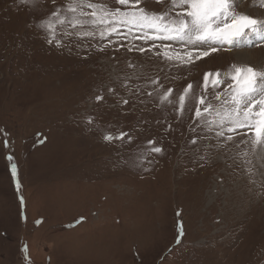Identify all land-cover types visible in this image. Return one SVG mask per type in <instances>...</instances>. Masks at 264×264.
I'll return each instance as SVG.
<instances>
[{
  "label": "rangeland",
  "instance_id": "obj_1",
  "mask_svg": "<svg viewBox=\"0 0 264 264\" xmlns=\"http://www.w3.org/2000/svg\"><path fill=\"white\" fill-rule=\"evenodd\" d=\"M167 3L141 6L162 12ZM235 4L264 16L261 0ZM33 23L30 9L0 0V264H264V165L239 143L242 136L207 147L215 140L196 131L214 134L193 131L185 114L179 120L172 106L155 102L157 84L147 85L160 75L175 88V101L205 70L264 68V40L237 38L187 66H171L157 49L141 55L120 48L113 60L116 45L102 53L92 48L83 59L78 45L105 42L73 36L59 49ZM244 49L257 60L237 63ZM108 87L129 104L118 106ZM101 90L105 100L96 104ZM120 131L133 135L131 144L127 137L103 141ZM192 138L200 140L193 145ZM150 139L164 151L150 154Z\"/></svg>",
  "mask_w": 264,
  "mask_h": 264
},
{
  "label": "snow or ice",
  "instance_id": "obj_2",
  "mask_svg": "<svg viewBox=\"0 0 264 264\" xmlns=\"http://www.w3.org/2000/svg\"><path fill=\"white\" fill-rule=\"evenodd\" d=\"M18 8L30 9L33 13V28L43 36L49 46L59 49L67 47L64 38L76 37L80 41H103L90 47L84 43L78 47L84 49L83 59H87L92 48L97 52L116 45L115 52L124 48L129 53L141 55L155 51V55L171 66H187L212 52L218 51L216 45L231 46L237 38L254 36L264 40V16H255L238 11L235 0H168L165 10L155 12L147 6H141L144 0H14ZM51 8H47L48 4ZM161 4L163 0H155ZM121 7H112L111 5ZM264 5V0H261ZM41 9H47L41 11ZM127 9V10H124ZM68 25L74 31L64 29ZM178 41L191 46L190 49L179 51L170 45L155 44V41ZM127 41L128 43H120ZM136 41H143L138 44ZM152 41L151 45L148 42ZM148 45V46H146ZM127 67L137 66L128 62ZM119 78V77H118ZM128 79H131L129 76ZM126 82V81H125ZM152 85L159 84V77L150 79ZM209 85L212 91L209 92ZM163 87V85H161ZM201 94L196 95L193 84L189 83L178 94V114H192L194 122L202 131L213 133V136H201L200 139L215 140L207 147L218 149L222 141H233L235 137L245 139L239 143L248 144L258 165H264V68L252 66H232V70L221 77L220 72L205 73ZM108 95L116 97L117 105H128L129 100L120 96L115 88H107ZM173 89L167 88L159 97L160 105L174 106ZM147 95L152 96V92ZM105 100L103 90L94 96V102L99 104ZM158 105V106H160ZM94 118L87 117L86 123L93 124ZM160 123V121H157ZM171 128V125H168ZM196 129L193 128V131ZM132 143L134 137L127 131L105 134V142L114 140ZM191 143L195 145L196 139ZM239 143L237 146H239ZM7 144V142H6ZM150 154H160L164 151L155 139L147 141ZM205 160V156H199ZM145 159L139 158L143 164ZM150 162V161H149ZM118 163H123L119 160ZM247 163L251 164L249 160ZM251 171V169H248ZM13 176L16 168H12ZM182 227V225H181ZM179 242V241H178Z\"/></svg>",
  "mask_w": 264,
  "mask_h": 264
},
{
  "label": "bare ground",
  "instance_id": "obj_3",
  "mask_svg": "<svg viewBox=\"0 0 264 264\" xmlns=\"http://www.w3.org/2000/svg\"><path fill=\"white\" fill-rule=\"evenodd\" d=\"M238 2V0H235V3ZM259 10V8H258ZM244 42L243 40H238V43ZM255 53V52H254ZM236 59L237 63L239 64H247L251 63V61L255 62L254 60H257V55L254 56L252 52H249L247 49L239 50L236 52Z\"/></svg>",
  "mask_w": 264,
  "mask_h": 264
},
{
  "label": "trees",
  "instance_id": "obj_4",
  "mask_svg": "<svg viewBox=\"0 0 264 264\" xmlns=\"http://www.w3.org/2000/svg\"><path fill=\"white\" fill-rule=\"evenodd\" d=\"M180 117H182V116H180ZM180 117H177V118H179V120H180ZM179 120L178 121H173V124H170L171 125V128L174 126V124H179ZM168 123H167V125H166V127H168ZM169 128V127H168ZM170 129V128H169Z\"/></svg>",
  "mask_w": 264,
  "mask_h": 264
}]
</instances>
